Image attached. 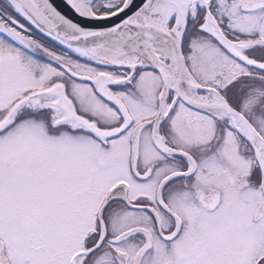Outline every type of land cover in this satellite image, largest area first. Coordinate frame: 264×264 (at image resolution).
Listing matches in <instances>:
<instances>
[{"label": "snow or ice", "instance_id": "snow-or-ice-1", "mask_svg": "<svg viewBox=\"0 0 264 264\" xmlns=\"http://www.w3.org/2000/svg\"><path fill=\"white\" fill-rule=\"evenodd\" d=\"M0 264H264V0H0Z\"/></svg>", "mask_w": 264, "mask_h": 264}]
</instances>
